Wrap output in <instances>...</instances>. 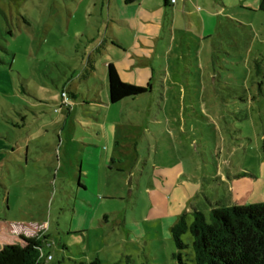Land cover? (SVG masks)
Listing matches in <instances>:
<instances>
[{"label":"rangeland","instance_id":"1","mask_svg":"<svg viewBox=\"0 0 264 264\" xmlns=\"http://www.w3.org/2000/svg\"><path fill=\"white\" fill-rule=\"evenodd\" d=\"M184 1L179 0L173 19L172 49L167 37L162 41L169 73L180 76L185 62L179 59L178 43L182 34L188 41ZM107 3L0 0V229L15 227L1 239L5 246L19 244L20 225L41 227L46 237L41 264H127V257L130 264H178L172 234L162 229L168 213L175 211L179 220L182 204L191 223L195 206L209 221L206 197L229 206L235 198L246 205L264 202V0H190L193 18H205L206 33L219 20L216 63L210 40L190 36L198 41L192 43L193 57L198 49L202 65L209 62L205 70L215 65L219 77L208 79L203 97L195 89L198 80L193 81L198 104L189 107L191 118L182 121V133L170 110L150 107L161 97L159 89L110 106L106 93L89 91L84 84L90 56L104 71L99 45ZM191 24L197 31V21ZM114 26L132 40L126 29ZM193 65L194 71L202 70ZM179 95L177 89L168 94L172 101ZM202 98L213 107L203 109ZM221 161L224 169L232 166L231 174L248 170L254 177L240 179L248 184L233 188L228 172L218 171ZM189 163L205 171L197 174L203 177L194 184L193 197L175 188L153 201L152 181L167 186L165 178ZM218 172L223 181L216 178ZM80 174L86 183L81 187ZM174 191L183 203L171 201ZM159 198L167 205H156ZM122 219L137 230L138 220L145 236L133 234L132 242ZM183 242L189 246L182 253L185 263L195 264L189 233Z\"/></svg>","mask_w":264,"mask_h":264},{"label":"crops","instance_id":"2","mask_svg":"<svg viewBox=\"0 0 264 264\" xmlns=\"http://www.w3.org/2000/svg\"><path fill=\"white\" fill-rule=\"evenodd\" d=\"M216 2V1H215ZM179 10V0H176L174 4H171L170 0L169 2H166V0H157L156 4L153 2V4L148 3V0H136L134 4H126L125 0H108L107 3V14H108V22L106 23V29H105V37L104 40L100 43L99 49L103 58L102 67L104 68V71L102 69H98L96 66V60L90 56L88 60V68H87V74L85 77L86 87L89 89V91H97V89H101L102 93H106L107 101L110 106L114 105L110 103L109 100V83H108V66L112 64L116 71L118 72V75L120 79L128 84L136 85V86H147L148 84H151V91L149 94L154 93L157 91L156 89H159V91L162 93L160 98H157L156 103H151L150 107L154 104L160 109H168L173 113V116H171V121L176 123L178 126L177 132L182 133L181 131V123L182 121H185V118L187 117L191 118V116L188 115L189 107L191 108L194 104H198V102H193L192 93L193 91V81L198 80L197 86L195 85V89H198L197 93L199 92L202 94V97L204 94H206L207 89H209L208 85V79L212 76L214 79L219 77V72L216 70V66L213 65V69L205 70L206 67H210L209 62L205 65H202L201 62V56H199V50L196 51V57H193V48L195 47L194 44H197L198 41L196 40L193 42V38H191V34L194 33L195 37L199 38V41L206 42L207 40H210V46L213 50V56L212 61L217 62L218 61V51H219V42H218V34H219V20L215 19L214 24L211 26V32L206 33V29H208V26L205 23V18H201L197 16V18H193V14L190 10V0L184 1V11H185V17L188 21L187 23V30L186 33L188 34V41L186 37H180V43H178V46H180V55L178 50V56L179 59H183L185 62V69L182 70V76L180 74H170L169 73V58L167 57L168 54L166 52V48L163 47V39L164 37H167L165 43L168 47H173V30L172 26L174 24L173 19L175 16V12ZM216 17V16H214ZM218 18V17H216ZM195 19L197 21V31L193 32V26L192 21ZM120 26L124 29H126L128 32L129 37L132 36V40L128 41L126 38H124L121 34L119 29L116 30L115 26ZM177 40L175 39V42ZM194 43V44H192ZM209 44V43H208ZM198 45V44H197ZM196 45V46H197ZM199 48V47H198ZM195 62V65H199V67L202 69L200 70H193V63ZM190 65V66H189ZM189 66V68H188ZM187 67V68H186ZM98 71L100 72V77H96L93 72ZM99 75V74H98ZM183 78V81L181 80ZM93 80V83L91 81ZM197 82V81H196ZM218 87H215L217 89ZM177 89V92L180 94L179 100L172 101L170 100L168 94H171L174 92V90ZM146 94V95H149ZM183 95V96H182ZM168 96V97H167ZM198 99H201V96H198ZM106 100V99H105ZM128 100V99H125ZM124 101V100H122ZM121 101V102H122ZM212 102L205 101L204 98H202V101L200 102V105L203 107V109H207L210 106L213 107ZM207 115V114H206ZM212 118H214L212 116ZM172 124V123H170ZM106 137V136H105ZM110 136H107L106 142L110 144ZM29 151V148H28ZM28 156V152L26 153ZM262 157V153H261ZM263 160V166H264V159ZM225 164L224 161H221V170L218 169L221 173L228 172L227 177L232 182L233 188L244 186L243 184L247 185L248 182L243 179L244 177L253 176L254 174L252 171L243 172L242 174H231L230 168L232 167H224L222 166ZM203 166H200L198 164L196 165H190L188 164L187 167L182 166L181 169L177 172H174L173 174L170 173L169 175H172L173 178H165V181L170 183L167 184V186L163 185L158 187V182L155 180L152 181V187L150 188V194L151 199L154 201L155 197L160 194L162 196L163 192L166 191V194L169 193L170 190H174L175 188H182L185 191H187V194L193 197V194L198 190L194 184L197 183L198 179L202 178L201 175H197L199 172L203 174L205 171L202 168ZM97 169L93 167L91 170V173H95ZM203 170L204 172L200 171ZM223 170V171H222ZM246 171V170H245ZM218 172V178L220 181H223L222 174ZM205 176V175H204ZM207 177V176H205ZM78 186L81 187V185H84L82 183V176L81 174L78 177ZM89 180V179H87ZM194 182V183H193ZM235 183V184H233ZM230 185V187H231ZM87 187V186H86ZM229 187V188H230ZM228 188V189H229ZM79 189V188H78ZM157 193V194H156ZM191 193V194H190ZM160 197V196H159ZM173 199L171 201H179L180 203H183V200H180L178 198H175V191L172 193ZM171 197V198H172ZM206 201L210 207V202H219L220 205L225 207H232L235 205H246L243 202H240L235 198L234 204L232 206L226 205V202L222 199H211L209 197H206ZM155 203V202H154ZM263 203V202H261ZM156 205H167L165 204L164 200L159 198L158 204ZM257 204V203H254ZM176 207V206H175ZM182 213L184 209L186 210L185 206L181 204ZM193 211L199 210L197 207H192ZM202 212V211H201ZM211 212V208H210ZM180 215V214H179ZM168 216L171 218L165 217L162 220L163 227L169 229L171 232V228L174 226V224L177 222V214L174 212L168 213ZM160 219L161 217H157ZM153 219H156L154 217ZM122 225L125 227V230L128 232L129 236L128 238L132 241L136 239V237H143L146 234V230L143 229L142 224L135 220V225L138 226L135 228L133 224H129L126 219H122ZM3 225L0 224V228ZM27 225H20L21 229L18 231H21L24 234L19 235L18 241L19 244L24 245V242L22 241L21 237H28V238H34V237H41L44 238V241L46 240L45 234L41 227L35 228L33 230L28 229L26 227ZM15 227L9 228L7 231H3L0 229V250L5 246V244L2 242L5 236L2 235V233H8L9 231H13ZM3 233V234H4ZM168 233V232H167ZM80 234V233H79ZM136 237H133L135 235ZM7 237V236H6ZM43 241V242H44ZM130 241V242H131ZM133 242V241H132ZM175 244V243H174ZM175 250L176 244H175ZM176 253V252H175ZM174 253V254H175ZM173 254V255H174ZM46 257V256H45ZM50 256L47 257V259ZM174 258V257H173ZM128 261L127 264L131 263V259L127 257ZM119 264H122L119 262Z\"/></svg>","mask_w":264,"mask_h":264},{"label":"trees","instance_id":"3","mask_svg":"<svg viewBox=\"0 0 264 264\" xmlns=\"http://www.w3.org/2000/svg\"><path fill=\"white\" fill-rule=\"evenodd\" d=\"M135 2L125 0L126 4ZM108 83L112 104L151 91V84L136 86L123 82L112 64L108 66ZM63 93L68 99L67 93ZM261 153L264 159V142ZM210 208L209 221L201 211L195 209L191 223L183 214L171 228L177 249L173 257L178 264H186L182 253L189 247L183 242V236L187 233L192 238L195 264H264V202L232 207L210 202ZM21 238L24 245H6L0 250V264L42 263L45 259L42 255L44 238Z\"/></svg>","mask_w":264,"mask_h":264},{"label":"built area","instance_id":"4","mask_svg":"<svg viewBox=\"0 0 264 264\" xmlns=\"http://www.w3.org/2000/svg\"><path fill=\"white\" fill-rule=\"evenodd\" d=\"M175 2H176V0H171V3H172V4H174ZM62 95H63V97L66 99L65 94L63 93ZM65 105L67 106V104H63V106H65ZM48 260H51V257H49Z\"/></svg>","mask_w":264,"mask_h":264}]
</instances>
